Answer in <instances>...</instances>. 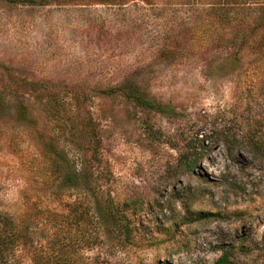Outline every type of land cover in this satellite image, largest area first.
I'll use <instances>...</instances> for the list:
<instances>
[{"label":"rangeland","instance_id":"obj_1","mask_svg":"<svg viewBox=\"0 0 264 264\" xmlns=\"http://www.w3.org/2000/svg\"><path fill=\"white\" fill-rule=\"evenodd\" d=\"M0 94L17 264H264V0H0Z\"/></svg>","mask_w":264,"mask_h":264},{"label":"trees","instance_id":"obj_2","mask_svg":"<svg viewBox=\"0 0 264 264\" xmlns=\"http://www.w3.org/2000/svg\"><path fill=\"white\" fill-rule=\"evenodd\" d=\"M118 91L126 98L133 100L134 105L139 107L142 110H153L162 112L164 106L155 100L149 98L139 86L133 82L126 80L117 85L112 91ZM1 95V94H0ZM2 102L0 98V103ZM96 144L99 145V140H96ZM101 156V151L97 146L93 147L90 155L89 161L92 163L97 161ZM190 163L189 160L185 162ZM62 182H74L76 179V174L73 171H66L62 175ZM97 205V214L101 217L104 216V213L100 210L99 206L101 205L98 200H96ZM107 211H109L107 209ZM76 218H78L75 215ZM34 240L32 239V234L29 232V225L27 224L24 227H18L13 220V218L0 209V264H17L18 260L16 256V250L20 244H28L31 249H35L33 246ZM44 262V260H43ZM228 256L226 252H223L220 257H218L213 264H228Z\"/></svg>","mask_w":264,"mask_h":264}]
</instances>
